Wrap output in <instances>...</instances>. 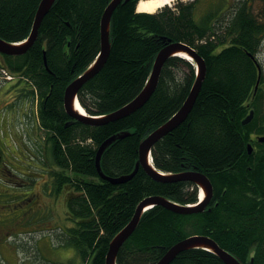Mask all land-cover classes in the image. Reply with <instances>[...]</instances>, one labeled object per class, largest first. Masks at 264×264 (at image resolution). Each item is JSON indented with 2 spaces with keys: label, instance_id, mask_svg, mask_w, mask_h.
<instances>
[{
  "label": "trees",
  "instance_id": "obj_1",
  "mask_svg": "<svg viewBox=\"0 0 264 264\" xmlns=\"http://www.w3.org/2000/svg\"><path fill=\"white\" fill-rule=\"evenodd\" d=\"M42 1L0 0V38L25 41ZM112 1L56 0L36 43L23 56L5 55L3 67L27 80L31 100L39 101L38 128L44 139L33 164L42 166L59 189L73 186L74 193L64 190L60 199L70 226L60 230L63 240L58 241L75 249L77 264H106L113 238L146 198L159 196L186 206L197 204L200 192L191 182H157L142 168L128 182L114 185L101 179L96 168L100 145L128 133L105 151L101 166L112 178L135 170L141 142L188 98L196 79L193 63L170 58L151 99L119 121L91 126L65 111L67 87L100 54L102 17ZM138 1L114 12L110 58L80 90L78 100L89 116H106L142 92L157 55L168 44L182 42L196 49L207 64L206 80L187 121L153 148L152 163L164 174L206 175L213 197L202 213L180 215L161 206L147 211L116 264H156L172 246L194 235L212 238L242 264H264V143L257 140L264 136V76L255 95L259 68L248 55L261 51L264 23L254 24L246 7L217 18L216 8L203 11L208 6L199 2V8L179 3L176 11L167 7L149 14L136 11ZM252 110L253 121L243 125ZM170 264L225 263L213 252L191 249Z\"/></svg>",
  "mask_w": 264,
  "mask_h": 264
},
{
  "label": "water",
  "instance_id": "obj_2",
  "mask_svg": "<svg viewBox=\"0 0 264 264\" xmlns=\"http://www.w3.org/2000/svg\"><path fill=\"white\" fill-rule=\"evenodd\" d=\"M131 0H113L108 7L106 8L104 15L102 17L101 23V51L100 57L91 66L87 69L82 75L77 77L66 89L65 99H64V108L66 113L74 120L80 121L84 124L91 126H103L112 122L119 121L124 119L131 114L135 113L137 110L141 109L153 96L155 93L162 71L164 69L167 61L172 57H182L183 54L190 57L189 59L193 60L197 65V77L195 79L192 90L186 99L184 105L181 109L166 123L152 132L148 137H146L140 144L139 147V160L136 164L135 170L128 175H124L117 178H112L107 176L101 166V161L105 151L117 140L122 139L128 136V133H123L117 136H113L103 142L97 151L96 156V168L101 179L108 181L114 185H121L129 180H131L142 168L149 177L157 182L162 183H178V182H191L198 186L201 191L205 192V198L201 204L195 207L183 206L171 202L163 197L152 196L146 198L142 201L136 209V212L128 225H126L112 240L110 243L106 264H116L117 256L121 248L125 243L131 238V236L137 230L143 214L156 206H161L169 211H172L180 215H192L197 213L204 212L210 201L213 197V185L210 179L199 172H182L177 174H164L153 166L152 164V150L158 142H160L167 135L172 133L174 130L179 128L184 124L189 115L191 114L197 98L201 92L204 81L207 77V64L205 60L198 54V52L191 46L177 42L170 43L164 49L160 51L157 55L152 72L149 78V81L142 92L128 105L125 107L114 111L103 117H93L86 116L85 113H81L76 109V104H79L78 94L80 90L100 71L104 68L107 61L110 58L112 52L111 44V21L114 12L121 4H127ZM56 0H43L39 6V9L36 13L33 29L30 33L28 40L22 44H13L6 42L0 38V53L10 55V56H22L25 55L31 47L36 43L39 38V29L42 25V22L45 16L49 13L50 9L54 5ZM251 58L255 60V57L252 54H248ZM187 57V58H188ZM257 62V61H256ZM47 67V63L45 62ZM260 68V65H258ZM261 69V68H260ZM260 78L255 89V95L259 89ZM254 118V111H251L250 115L245 118L242 122L243 125H248L252 122ZM259 142L264 143V136L258 138ZM249 154L253 153L252 145H249ZM191 249H203L215 253L225 264H242L238 259L233 255L228 253L226 250L222 249L212 238L207 236L195 235L185 240H182L172 246L167 253L156 263V264H170L180 253L191 250Z\"/></svg>",
  "mask_w": 264,
  "mask_h": 264
},
{
  "label": "flooded vegetation",
  "instance_id": "obj_3",
  "mask_svg": "<svg viewBox=\"0 0 264 264\" xmlns=\"http://www.w3.org/2000/svg\"><path fill=\"white\" fill-rule=\"evenodd\" d=\"M198 2L208 6L203 11L211 7L216 8L217 18H227L243 6L254 24L264 23V0H186L187 5L198 6ZM261 56L258 54L257 59L262 64L264 76V60ZM4 66H7V59L0 53V69ZM4 89L8 92L2 95ZM28 96L29 84L24 78H17L15 82L1 81L0 264H46V251L42 240L48 232L57 240H63L60 233L63 226L56 224L59 217L56 214L60 213L57 205L62 204L60 199L64 190H69L70 194L74 193L72 185L65 186L63 190L59 189L55 181H50L46 172L44 175L37 174L33 170L23 168V157L27 152L24 143L21 142L24 149L18 151L11 139L3 135L6 115L15 112L11 107L19 104V109L22 107L20 115H25L23 106ZM48 203L50 211L47 209Z\"/></svg>",
  "mask_w": 264,
  "mask_h": 264
},
{
  "label": "rangeland",
  "instance_id": "obj_4",
  "mask_svg": "<svg viewBox=\"0 0 264 264\" xmlns=\"http://www.w3.org/2000/svg\"><path fill=\"white\" fill-rule=\"evenodd\" d=\"M174 1L175 0L168 1V5L172 4V7H173L172 9L175 8L174 4L176 1L175 2ZM168 5L166 4L164 7ZM260 54L262 55L261 57L264 60V43H263V47L261 48ZM7 92L8 90L4 89L2 95L7 94ZM16 113H17V109L15 111V114L12 116V118H11V115L8 114V116L5 119L2 132H4L5 137L10 138L12 143L17 145L18 147L19 145H21V142L19 144L18 141L22 140V143H24V147L27 151L26 156L23 158V160L24 162L26 161V163H33L32 159H34V156H35L36 146H39V137L35 133H29L28 131V130H32L33 126H36V124L34 123V120L36 119L33 116L32 104L30 100H29V107L25 113L26 114L25 118H21ZM24 147H22V149H24ZM28 159L30 160V162H27ZM23 168H26L29 170L31 169L37 172V174L38 173H42L43 175L45 174L44 171L42 170V166H35V167L30 166L29 167V164H28V166L25 165L23 166ZM61 202L62 204L59 205L58 203L59 206L57 205L58 212L60 213L56 214L57 217L59 216L56 224H59L63 227H65V225L70 226V223H65L64 221L65 216H66L65 215L66 214L65 205L63 204L64 203L63 200H61ZM50 203H48L47 205L48 211H50V207H49ZM51 220H53V218H51ZM42 245L44 246V244ZM45 245L46 247L44 246V248L46 250V255H45L46 264H65L67 262H71L72 264H77L76 256H75L76 255L75 249L66 247V246L64 247L61 246V242L56 240L55 237L51 236L49 232L45 236Z\"/></svg>",
  "mask_w": 264,
  "mask_h": 264
},
{
  "label": "bare ground",
  "instance_id": "obj_5",
  "mask_svg": "<svg viewBox=\"0 0 264 264\" xmlns=\"http://www.w3.org/2000/svg\"><path fill=\"white\" fill-rule=\"evenodd\" d=\"M169 0H141L137 5V11L139 13H149L154 14L158 12L161 8H163L166 4L168 5ZM243 7V6H242ZM240 17V16H239ZM209 19V18H208ZM237 19V18H236ZM236 21V20H235ZM234 21V22H235ZM243 21V20H242ZM208 22V21H207ZM192 23V22H191ZM237 23V22H236ZM193 24V23H192ZM190 25V24H189ZM253 25V24H252ZM241 26V25H240ZM239 27V26H238ZM248 27V26H247ZM258 30V28H257ZM205 31V30H204ZM263 31V30H262ZM203 35V34H202ZM202 39V38H200ZM193 41V40H192ZM201 51V50H200ZM183 57H188L187 55L183 54ZM190 58V57H188ZM209 63V62H208ZM14 104V103H13ZM76 109L81 113H85L84 109L77 103ZM21 119V118H20ZM20 124V123H19ZM23 126V125H22ZM202 199L205 198V192L202 191ZM211 205V204H210Z\"/></svg>",
  "mask_w": 264,
  "mask_h": 264
}]
</instances>
